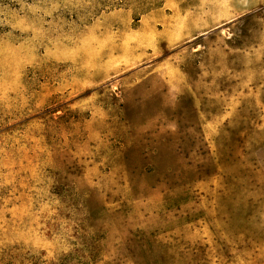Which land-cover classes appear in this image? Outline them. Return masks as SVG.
<instances>
[{"label": "rangeland", "instance_id": "1", "mask_svg": "<svg viewBox=\"0 0 264 264\" xmlns=\"http://www.w3.org/2000/svg\"><path fill=\"white\" fill-rule=\"evenodd\" d=\"M112 2L0 0V264H264V0Z\"/></svg>", "mask_w": 264, "mask_h": 264}, {"label": "trees", "instance_id": "2", "mask_svg": "<svg viewBox=\"0 0 264 264\" xmlns=\"http://www.w3.org/2000/svg\"><path fill=\"white\" fill-rule=\"evenodd\" d=\"M125 3V0H113L112 7H121ZM146 10V9H145Z\"/></svg>", "mask_w": 264, "mask_h": 264}]
</instances>
